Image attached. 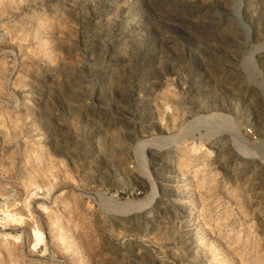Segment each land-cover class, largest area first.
<instances>
[{"label":"rangeland","instance_id":"1","mask_svg":"<svg viewBox=\"0 0 264 264\" xmlns=\"http://www.w3.org/2000/svg\"><path fill=\"white\" fill-rule=\"evenodd\" d=\"M0 264H264V0H0Z\"/></svg>","mask_w":264,"mask_h":264},{"label":"bare ground","instance_id":"2","mask_svg":"<svg viewBox=\"0 0 264 264\" xmlns=\"http://www.w3.org/2000/svg\"><path fill=\"white\" fill-rule=\"evenodd\" d=\"M183 14H186V13H183ZM195 213H196V209H193L189 214H190L191 217L195 218L196 217Z\"/></svg>","mask_w":264,"mask_h":264}]
</instances>
